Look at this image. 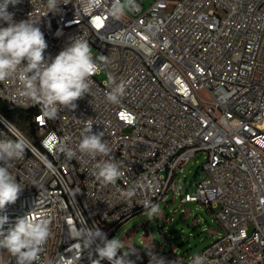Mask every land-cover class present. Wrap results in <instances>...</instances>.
Returning <instances> with one entry per match:
<instances>
[{
    "label": "built area",
    "instance_id": "1",
    "mask_svg": "<svg viewBox=\"0 0 264 264\" xmlns=\"http://www.w3.org/2000/svg\"><path fill=\"white\" fill-rule=\"evenodd\" d=\"M67 2L46 16L47 0H21L8 11L16 22L39 21L46 57L78 36L86 39L94 56H106L107 78L97 77L103 70L94 75L89 95L55 118L21 97L15 81L0 82V99L33 113L31 136L0 110V139H14L18 129L30 142L13 162L24 188L6 212L10 224L29 212L51 217L39 264H73L71 226L95 225L111 239L121 223L145 211L140 201H164L184 163L199 155L194 191H181L180 200L206 205L218 237L186 258L176 246H162L136 249L138 260L130 259L149 264L153 253L176 264L196 255L205 264H264V0H153L147 8L136 0L137 9L119 19L108 13L111 0L90 14L80 11V0ZM113 81L125 85L118 104L107 99ZM89 120L124 173L115 184L97 179L91 158L69 159L59 150L63 142L76 145ZM138 179L153 186L126 197ZM95 247L75 264H95ZM3 252L0 264H15Z\"/></svg>",
    "mask_w": 264,
    "mask_h": 264
},
{
    "label": "clouds",
    "instance_id": "2",
    "mask_svg": "<svg viewBox=\"0 0 264 264\" xmlns=\"http://www.w3.org/2000/svg\"><path fill=\"white\" fill-rule=\"evenodd\" d=\"M21 0H0V21L6 22V27H0V82L9 80L18 84V94L40 106V111L48 118H55L61 107L74 110L76 101L89 95L93 81L92 77L107 65L106 56H94L91 46L80 36L74 38L54 58L46 57L48 47L39 21L30 16L27 20L14 21V14L8 11L9 5H17ZM61 4H69L67 0H47V12L60 11ZM80 11L90 14L102 8L104 0H80ZM136 0H111L108 13L119 19L128 11L137 9ZM125 92L123 83L112 82L107 99L118 104ZM9 131L15 127L7 124ZM14 139H0V251H6L15 258V264H39L41 253L52 236V219L44 214L29 212L17 217L10 224L6 207L17 201L23 188L13 174V162L21 159L30 148L28 139L17 129L13 132ZM104 137V132H93V123L89 120L80 133L79 142L69 146L63 142L59 150L66 158H76L77 154L94 160L97 179L104 183L115 184L123 175L119 162L113 158V150ZM97 157H102L98 159ZM151 183L137 180L133 188L126 192L131 198L138 188H150ZM140 205L150 214L158 212V205L150 200L140 201ZM5 225H8L5 228ZM69 240H74L70 247L76 252L75 261L82 252L91 250L96 245L95 252L99 259L108 260L110 264H134L131 256L137 255L136 250H123V242L117 237L107 239L106 234L97 226L69 228ZM122 253V254H121ZM149 264H176V261H166L164 257L149 256ZM206 257L194 256L190 264H205ZM51 264V262H49Z\"/></svg>",
    "mask_w": 264,
    "mask_h": 264
},
{
    "label": "rangeland",
    "instance_id": "3",
    "mask_svg": "<svg viewBox=\"0 0 264 264\" xmlns=\"http://www.w3.org/2000/svg\"><path fill=\"white\" fill-rule=\"evenodd\" d=\"M153 0H144L147 8ZM100 80L107 78L103 70L97 76ZM190 158L183 165V171L175 177L176 187L170 190L168 197L158 204V212L150 214L142 211L134 214L121 223L114 231L111 239L118 238L123 242V250L157 248L158 243L166 241V246H176L177 252L183 257L196 254L218 237L219 227L212 211L199 201L181 203L180 192L194 191L193 181L199 171L203 156ZM202 176V175H200ZM6 262L12 256L3 252ZM138 260V255L131 256Z\"/></svg>",
    "mask_w": 264,
    "mask_h": 264
},
{
    "label": "trees",
    "instance_id": "4",
    "mask_svg": "<svg viewBox=\"0 0 264 264\" xmlns=\"http://www.w3.org/2000/svg\"><path fill=\"white\" fill-rule=\"evenodd\" d=\"M0 110L5 113L17 126L29 135H33V113L31 110L22 109L13 103L0 99ZM157 248L166 246V241L156 244ZM170 246V245H169Z\"/></svg>",
    "mask_w": 264,
    "mask_h": 264
}]
</instances>
